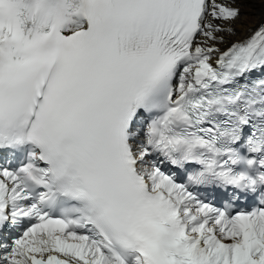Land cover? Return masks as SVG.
Returning a JSON list of instances; mask_svg holds the SVG:
<instances>
[{"label": "snow or ice", "instance_id": "obj_1", "mask_svg": "<svg viewBox=\"0 0 264 264\" xmlns=\"http://www.w3.org/2000/svg\"><path fill=\"white\" fill-rule=\"evenodd\" d=\"M240 19L0 0V264H264V23Z\"/></svg>", "mask_w": 264, "mask_h": 264}, {"label": "bare ground", "instance_id": "obj_2", "mask_svg": "<svg viewBox=\"0 0 264 264\" xmlns=\"http://www.w3.org/2000/svg\"><path fill=\"white\" fill-rule=\"evenodd\" d=\"M241 8V19L238 25L243 24V28H238V39H243L250 35L259 22L264 19V4L260 0H239Z\"/></svg>", "mask_w": 264, "mask_h": 264}]
</instances>
